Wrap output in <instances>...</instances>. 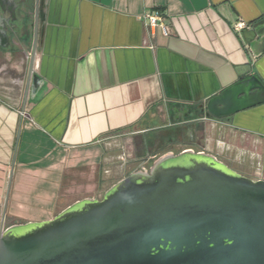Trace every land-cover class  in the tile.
<instances>
[{"label":"crops","instance_id":"0c3cea01","mask_svg":"<svg viewBox=\"0 0 264 264\" xmlns=\"http://www.w3.org/2000/svg\"><path fill=\"white\" fill-rule=\"evenodd\" d=\"M263 19L264 0H42L25 106L33 29L11 28L0 6V208L13 175L12 224L101 199L146 160L184 150L264 180V103L226 119L205 109L241 82L264 85V35L248 32Z\"/></svg>","mask_w":264,"mask_h":264},{"label":"water","instance_id":"95a60500","mask_svg":"<svg viewBox=\"0 0 264 264\" xmlns=\"http://www.w3.org/2000/svg\"><path fill=\"white\" fill-rule=\"evenodd\" d=\"M40 0L35 2L24 105L34 80ZM264 19L248 32L264 35ZM264 103L255 77L206 104L226 119ZM13 175L0 211V264H264V180L216 156L184 150L129 174L101 199L77 201L52 220L5 228Z\"/></svg>","mask_w":264,"mask_h":264},{"label":"flooded vegetation","instance_id":"af4514ba","mask_svg":"<svg viewBox=\"0 0 264 264\" xmlns=\"http://www.w3.org/2000/svg\"><path fill=\"white\" fill-rule=\"evenodd\" d=\"M36 0H0V6L9 13L11 18V28L22 32L33 29ZM42 9L40 0L39 14ZM17 15V18L11 17Z\"/></svg>","mask_w":264,"mask_h":264},{"label":"built area","instance_id":"2783aa9c","mask_svg":"<svg viewBox=\"0 0 264 264\" xmlns=\"http://www.w3.org/2000/svg\"><path fill=\"white\" fill-rule=\"evenodd\" d=\"M146 20H147V25L150 28H159L165 36H168L170 34L169 27L163 23V19L160 15H158V14L147 15ZM245 28H247V25L244 23H240L237 25L236 30L241 31ZM152 164H153V162L151 160H146V162H145L146 166H143L142 170H148ZM255 179L256 180L262 179V175L257 174Z\"/></svg>","mask_w":264,"mask_h":264},{"label":"rangeland","instance_id":"374dc122","mask_svg":"<svg viewBox=\"0 0 264 264\" xmlns=\"http://www.w3.org/2000/svg\"><path fill=\"white\" fill-rule=\"evenodd\" d=\"M10 77H13L14 78V74H9ZM14 81L16 82H22L23 79H20V78H14ZM160 158V157H159ZM158 158H150L149 160H151L153 163L157 160ZM146 166V165H144ZM235 168H238V169H241L238 165H233ZM0 211L2 212V208H0ZM13 225H16V224H12V219H10L8 217V212H7V216H6V219H5V228H8L10 226H13Z\"/></svg>","mask_w":264,"mask_h":264},{"label":"trees","instance_id":"16d2710c","mask_svg":"<svg viewBox=\"0 0 264 264\" xmlns=\"http://www.w3.org/2000/svg\"><path fill=\"white\" fill-rule=\"evenodd\" d=\"M156 11H162V10H160V9H156Z\"/></svg>","mask_w":264,"mask_h":264}]
</instances>
